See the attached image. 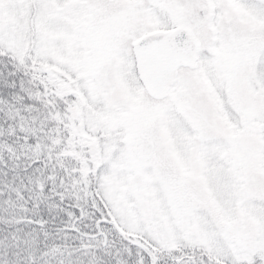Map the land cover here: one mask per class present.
<instances>
[{"label":"snow or ice","instance_id":"6c2138e0","mask_svg":"<svg viewBox=\"0 0 264 264\" xmlns=\"http://www.w3.org/2000/svg\"><path fill=\"white\" fill-rule=\"evenodd\" d=\"M0 264H264V0H0Z\"/></svg>","mask_w":264,"mask_h":264}]
</instances>
